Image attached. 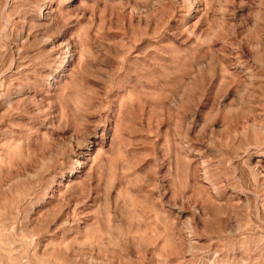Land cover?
<instances>
[{"label":"rangeland","instance_id":"obj_1","mask_svg":"<svg viewBox=\"0 0 264 264\" xmlns=\"http://www.w3.org/2000/svg\"><path fill=\"white\" fill-rule=\"evenodd\" d=\"M0 264H264V0H0Z\"/></svg>","mask_w":264,"mask_h":264}]
</instances>
